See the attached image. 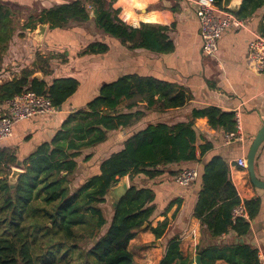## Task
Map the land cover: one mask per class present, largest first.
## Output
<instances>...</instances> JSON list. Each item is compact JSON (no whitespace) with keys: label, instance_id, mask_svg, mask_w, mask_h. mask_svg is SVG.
<instances>
[{"label":"trees","instance_id":"trees-1","mask_svg":"<svg viewBox=\"0 0 264 264\" xmlns=\"http://www.w3.org/2000/svg\"><path fill=\"white\" fill-rule=\"evenodd\" d=\"M229 2L216 0V5L226 8ZM262 8L264 0H242L235 15L247 19ZM91 11L95 25L129 49L168 53L174 48L165 26L150 23L129 26L118 17L111 1L106 0H73L42 9L39 14L28 16L22 28L32 30L39 24L63 28L70 22L87 21ZM14 32V14L0 0V65ZM259 32L264 36V15ZM107 49V44L96 41L86 45L84 53ZM48 66V59L37 55L32 67L0 83V103L31 90L46 95L59 108L76 91L79 81L59 77L48 83L34 77L37 71L46 74ZM190 97L173 82L124 75L100 86L84 108L69 114L51 140L39 144L27 157L19 159L9 148H0V264H137L128 248L129 242L145 223L150 227L156 210L154 192L144 186L145 182L166 171L176 176L182 169L173 171L170 166L200 162L212 148L204 137V143L195 146L194 118L206 117L210 127L234 134V112L209 105L193 109L184 122L148 124L127 137L119 151L104 158L95 173L72 189L75 158L83 149L104 142L108 131L130 126L143 114L140 110L121 112V103L128 110L142 105L162 112L182 107ZM90 157L85 155L84 160ZM13 166L22 172L11 184L8 175ZM123 176L128 179V190L112 208L107 221L101 205ZM197 177L201 188L192 215L199 220L202 234L209 238L206 244L196 247L201 264H214L218 259L228 264H262L258 250L244 241L216 242L229 232L244 237L250 230V220L258 213L260 200L241 201L230 179L228 164L220 156L214 155L202 164ZM176 201H170L165 211ZM239 205L243 206L245 216L234 218L232 212ZM167 225V220H163L151 227L155 238L165 233ZM103 226L105 230L99 234ZM158 264H192V261L183 256L179 238L173 236Z\"/></svg>","mask_w":264,"mask_h":264},{"label":"crops","instance_id":"crops-1","mask_svg":"<svg viewBox=\"0 0 264 264\" xmlns=\"http://www.w3.org/2000/svg\"><path fill=\"white\" fill-rule=\"evenodd\" d=\"M1 1L12 10L15 20L25 21L28 16L37 15L42 9L73 0ZM106 1H111L112 8L118 10V17L129 26L138 27L140 23L165 26L166 33L173 42V50L157 53L143 48L129 49L95 25L92 11L85 22H70L63 28H50L46 24L40 35L37 32L38 27L32 30L15 29L0 65V83L18 76L22 69L32 67L36 56L41 55L48 59L49 66L46 74L36 72L40 78L49 83L59 77H74L79 84L76 91L54 112L36 114L16 123L11 135L0 140V148H9L19 159L27 157L39 144L51 140L69 114L84 108L98 93L100 86L121 76H150L173 82L190 94L191 97L185 105L159 112L145 109L142 105L128 110L121 103V112L140 110L143 114L130 126L108 131L107 139L94 146L100 150L101 159L98 163L111 153L119 151L127 137L148 124L184 122L190 118L193 109L209 105L234 112V134L225 132L222 128L210 127L206 117L194 118L195 146L202 145L204 137L212 144V148L202 158L198 156L202 161L173 164L170 169L176 171L196 168L198 171L214 155L227 162L230 179L241 201L258 198L260 208L250 220V230L244 237H237L229 232L216 242L244 241L258 250V257L264 264V188L254 186L247 167L236 163L239 158L247 159L249 147L264 122V72H255L246 65L248 42L255 34H260L259 25L263 20L264 9L244 19V28H228L223 31L218 39L215 56L209 57L202 51L195 0ZM96 41L107 44L108 49L101 53H84L86 45ZM5 112L6 108L1 102L0 116ZM228 134L233 135L230 140L226 139ZM91 148L82 150L83 160L85 155L91 156ZM89 149L91 151L84 155ZM81 155L75 158L76 163ZM91 159L97 158L94 156ZM254 171L256 177L264 182V140L255 154ZM144 186L153 190L156 210L150 227L140 229L130 240L129 250L131 251V241L153 242L147 256L161 259L167 241L177 236L183 256L194 264L197 245L206 244L209 240L202 234L199 220L192 215L201 188L200 178L197 177L190 185L183 186L176 182L174 175L166 171L147 180ZM172 200L177 201L165 211ZM163 220L168 222L165 233L160 238H155L151 227ZM214 264L228 263L218 259Z\"/></svg>","mask_w":264,"mask_h":264},{"label":"built area","instance_id":"built-area-1","mask_svg":"<svg viewBox=\"0 0 264 264\" xmlns=\"http://www.w3.org/2000/svg\"><path fill=\"white\" fill-rule=\"evenodd\" d=\"M195 14L199 23V34L202 42V51L206 56L214 57L217 50L218 39L228 28H244L245 20L226 8L216 5V0H195ZM246 65L255 72H264V36L255 34L248 42ZM5 114L0 116V140L9 137L13 126L21 120L29 119L36 114H50L55 111L46 95H39L31 90L12 97L3 102ZM233 135H227L230 140ZM237 165L246 167V160L239 158ZM198 176L196 168H185L179 171L175 180L178 184L186 186L193 183ZM233 217L245 216L244 208L239 205L234 208Z\"/></svg>","mask_w":264,"mask_h":264},{"label":"rangeland","instance_id":"rangeland-1","mask_svg":"<svg viewBox=\"0 0 264 264\" xmlns=\"http://www.w3.org/2000/svg\"><path fill=\"white\" fill-rule=\"evenodd\" d=\"M15 19L16 18L14 17L15 29L22 28V24L24 23V21L19 20V19L15 20ZM91 149H93V151H91ZM91 149L85 151L84 155L91 151V158L95 156V158H97V159L92 160L90 158L89 160L84 161L83 155H81V157H79L77 159V168L75 171L74 179L70 183V186L72 189L78 187L79 184H81V181H84L89 175L96 172L97 164H99L98 160L101 159V157H99L100 156V150L96 149V147H93ZM127 181H128V179H127ZM112 202H113L112 198L109 195H107L105 202L101 205L103 215L107 221L109 220L110 215L112 213ZM105 227L106 226L102 227L99 234L105 230ZM145 228H147V226ZM131 242L132 243L129 247L131 249V252L134 255V260L137 264H157L158 263V260L160 258H154V257L152 258V256H150L148 258V256H147V251L150 249L149 247L153 245V242L144 243V242H142V240H139V242L135 241V243H133V241H131ZM35 243H36V241L32 242L33 245H35ZM81 245L86 247V244H84V242H81ZM88 245L89 244H87V246ZM190 254H192V252ZM81 257L84 258V255L82 254Z\"/></svg>","mask_w":264,"mask_h":264},{"label":"water","instance_id":"water-1","mask_svg":"<svg viewBox=\"0 0 264 264\" xmlns=\"http://www.w3.org/2000/svg\"><path fill=\"white\" fill-rule=\"evenodd\" d=\"M241 1L242 0H239V1L230 0L229 4L226 6V9L232 13H237L239 11ZM45 25L46 24L37 25V27H38L37 32L39 35L42 32V29L45 27ZM34 77L40 78V75L38 73H36V74H34ZM263 140H264V122L262 123V126L259 128L255 138L253 139V141L249 147V150L247 152V157H246L247 158L246 159V162H247L246 167H247V171L249 174L250 181L254 186L259 187V188H264V182L259 180L256 177V174L254 171V158H255V154L257 152V149L259 148V146ZM17 165H19V161L17 162ZM21 172H22V170L19 167H17V166L11 167V172L8 175V179H9L11 184H14V182L16 181L18 176L21 174ZM127 190H128L127 177L123 176L120 178L119 182L108 191L107 195H109L113 200L112 208H115L117 206V203L126 194ZM146 226H147V224L145 223L142 226V228H145ZM194 264H201L199 254L195 255Z\"/></svg>","mask_w":264,"mask_h":264}]
</instances>
